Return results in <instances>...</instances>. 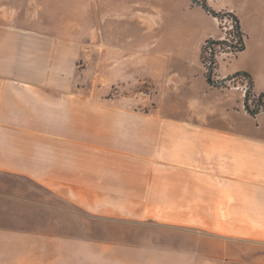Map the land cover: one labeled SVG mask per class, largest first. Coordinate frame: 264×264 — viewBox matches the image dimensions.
<instances>
[{
	"label": "crops",
	"instance_id": "0c3cea01",
	"mask_svg": "<svg viewBox=\"0 0 264 264\" xmlns=\"http://www.w3.org/2000/svg\"><path fill=\"white\" fill-rule=\"evenodd\" d=\"M136 3L0 0V175L79 210L0 192V264H264V110L214 84L229 101L219 109L170 98L165 82L156 111L77 87L85 41L53 28L103 26ZM42 211L63 226H38ZM18 240L29 250L11 255ZM69 246L82 258L62 259ZM117 250L127 259L103 256Z\"/></svg>",
	"mask_w": 264,
	"mask_h": 264
},
{
	"label": "rangeland",
	"instance_id": "374dc122",
	"mask_svg": "<svg viewBox=\"0 0 264 264\" xmlns=\"http://www.w3.org/2000/svg\"><path fill=\"white\" fill-rule=\"evenodd\" d=\"M122 13L121 19L104 13L99 27L53 28L85 41L76 79L81 93L121 107L156 111L157 90L168 82L169 97L183 103L199 98L219 109L229 102L227 93L220 90L230 92L231 88L234 100L247 109L249 97L247 105L253 109L258 94L254 87L264 79V0H137L135 8ZM159 51L166 53L165 58L159 57ZM162 69L165 74H160ZM221 69L227 77L222 78ZM244 72L250 79L233 77ZM212 84L222 89L210 88ZM0 183V192L38 199L64 213L79 211L27 178L0 175ZM41 216L40 227L63 226L62 214L42 211ZM25 221L28 227L33 225ZM9 223L0 220V225ZM29 247L26 240H18L8 250L11 255L24 254ZM59 249L62 259L82 258L73 246ZM115 254L127 259L128 251H109L103 256L115 259Z\"/></svg>",
	"mask_w": 264,
	"mask_h": 264
},
{
	"label": "trees",
	"instance_id": "16d2710c",
	"mask_svg": "<svg viewBox=\"0 0 264 264\" xmlns=\"http://www.w3.org/2000/svg\"><path fill=\"white\" fill-rule=\"evenodd\" d=\"M237 26H238V24H237ZM238 28H239V27H238ZM238 76H243V77H246V78L250 79L249 74H247L246 72H244V73H242V74H235L233 77L236 78V77H238ZM209 82H213V80H212L211 77L209 78ZM247 96H248V95H247ZM249 99H250L249 97L246 98V100H247V101H246V107H247V109H249L250 112L253 113V114L259 112L258 105H259V104H263V105H264V91L258 93V97H256V98L254 99V102H255V105H256V107H255L254 109H250L249 106L247 105V102L249 101Z\"/></svg>",
	"mask_w": 264,
	"mask_h": 264
},
{
	"label": "built area",
	"instance_id": "2783aa9c",
	"mask_svg": "<svg viewBox=\"0 0 264 264\" xmlns=\"http://www.w3.org/2000/svg\"><path fill=\"white\" fill-rule=\"evenodd\" d=\"M224 39V38H223ZM235 44L234 42H232V45ZM232 45H229V47H231ZM209 47H210V44H209ZM211 48V47H210ZM243 77V76H242ZM258 97V94L255 95V98ZM250 101H253V100H250ZM258 108H259V111L261 110H264V105L263 104H259L258 105Z\"/></svg>",
	"mask_w": 264,
	"mask_h": 264
}]
</instances>
